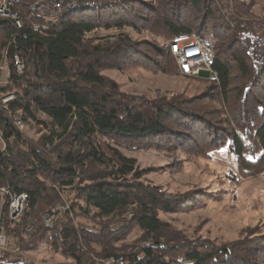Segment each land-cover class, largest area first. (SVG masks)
<instances>
[{
    "label": "trees",
    "instance_id": "trees-1",
    "mask_svg": "<svg viewBox=\"0 0 264 264\" xmlns=\"http://www.w3.org/2000/svg\"><path fill=\"white\" fill-rule=\"evenodd\" d=\"M258 8L253 0H157L139 6L122 0L82 7L50 20L46 29L10 48L8 89L21 90L8 112L0 109V187L25 192L29 215L41 201L56 199L59 189L80 184L75 198L88 209L108 218L131 208V220L150 241L138 251L122 254L109 243L114 238L111 232L118 228L95 231L75 224L65 213L49 227H40L37 238L47 235L55 249L78 264L93 239L103 246L100 256H125L134 260L131 264H264V235L221 246L161 241L165 224L157 212L178 210L189 199L188 193L168 194L157 186L131 181L141 176L134 161L100 141L155 149L186 146L196 156L226 146L242 176L263 172L264 13ZM97 25L150 27L163 40L180 34L209 38L211 67L217 75L211 87L223 108L210 113L200 103L178 97L155 101L121 93L116 82L101 74L105 64L128 61L168 72L177 70L176 63L161 45H149V50L170 66L161 65L123 37L92 44L85 33ZM8 34L0 31V54ZM14 52L25 62L19 76L10 59ZM39 114L47 120H40ZM216 114L221 117H209ZM15 119L27 128H33L32 123L44 127V132L37 138L22 134L13 125ZM1 200L0 195V204ZM0 264L33 263L0 253Z\"/></svg>",
    "mask_w": 264,
    "mask_h": 264
},
{
    "label": "rangeland",
    "instance_id": "rangeland-1",
    "mask_svg": "<svg viewBox=\"0 0 264 264\" xmlns=\"http://www.w3.org/2000/svg\"><path fill=\"white\" fill-rule=\"evenodd\" d=\"M132 1L138 6L153 5L157 2V0ZM253 1L260 4L258 11L264 13V0ZM85 37L92 44L106 41L110 43L123 37L131 43L138 44V48H144L161 65H171L168 60L149 50V45L159 46L163 41V37L150 27L97 25L95 30ZM127 63L128 61L109 62L101 69V74L116 82L118 90L123 94L155 101H168L178 97L192 101L190 104L193 105L200 103L205 111L210 113L223 108L216 100L211 87L212 80L215 79L207 72H200L198 75L179 72L178 69L168 72L150 71ZM20 90L10 91H14L18 96ZM209 117L221 116L216 114ZM38 118L47 120L42 114H39ZM32 127H25L23 133L37 138L44 132V127L33 123ZM100 141L104 142V147L105 145L115 147L122 155L134 161L135 170L141 176L131 181L157 186L168 194L188 193L189 199L178 210L157 212L165 224L159 237L164 243L171 245L206 242L221 246L247 236L264 235V170L253 176H242L238 171L235 155L226 146L206 155L196 156L189 154L186 146L178 149L172 147L155 149L145 146L126 147L105 138H100ZM79 185L59 189L56 199L41 201L38 208L29 215H26L24 207L22 214L16 219L10 217L5 201L1 200L0 229L5 231L9 241L7 250H0V253L20 256L33 264H78L59 249H55L47 235L43 234L37 238V231L42 226L37 227L34 235L26 231L28 222H39L50 205L60 202L68 204L65 214H69L70 219L77 225L95 231H101V227L106 226L109 230L118 228L111 232L116 239L111 240L109 236L111 240L109 243L120 253L138 251L141 245L150 241L131 220L133 214L131 208L111 217L101 218L97 216L95 209H88L80 199L75 198L76 187ZM88 250L79 264H105L106 259L110 257L100 256L103 246L98 240L93 239ZM123 258L131 259L125 256Z\"/></svg>",
    "mask_w": 264,
    "mask_h": 264
},
{
    "label": "built area",
    "instance_id": "built-area-1",
    "mask_svg": "<svg viewBox=\"0 0 264 264\" xmlns=\"http://www.w3.org/2000/svg\"><path fill=\"white\" fill-rule=\"evenodd\" d=\"M99 0H38L30 2L28 0H18V5H11V0H0V23L14 25V32L8 34L7 41L0 54V109L9 111V103L17 98L14 91L8 90L11 84L10 71L5 68V61L9 56V50L16 47L19 41H25L38 34L48 26L50 16L57 10L77 2H94ZM95 30V28L93 29ZM205 36H194L190 34H180L168 38L170 42V53L174 58L177 68L190 67L198 75L200 72H207L216 79L217 75L212 70L213 53L207 52ZM13 70L16 75H22L25 62L14 52L11 56ZM13 125L20 132L25 130V124L15 119ZM0 195L7 205V212L22 214L28 196L25 192L14 193L8 187H0ZM68 210L65 202L54 203L44 212L39 222L30 221L27 223V230L30 235H34L38 226L52 224L62 214ZM8 236L3 229H0V250H7ZM134 260L124 259L123 257L110 256L105 264H125Z\"/></svg>",
    "mask_w": 264,
    "mask_h": 264
},
{
    "label": "bare ground",
    "instance_id": "bare-ground-1",
    "mask_svg": "<svg viewBox=\"0 0 264 264\" xmlns=\"http://www.w3.org/2000/svg\"><path fill=\"white\" fill-rule=\"evenodd\" d=\"M30 2H38V0H28ZM122 0H99V1H94V2H77V3H72L69 5H65V7H62L61 9L57 10L56 13L52 14V16H50V20H55L56 18L60 17V16H65L68 14H71L75 11H77L78 9L82 8V7H90V8H96V7H100L106 3H121ZM11 5H18V0H11ZM3 30H7L9 31V34L14 32V25L11 24H2L0 23V31ZM93 31V30H92ZM88 33H85V36ZM190 35H194V36H203V35H198V34H190ZM161 47L165 50L168 51L170 53V42L168 39H164L161 43H160ZM205 45H207V52H212V43L210 41L209 38H205ZM12 62V68H13V61ZM5 68H8L7 65V61H5ZM178 71L183 72V73H190V74H198L195 70L191 69L190 67H182V68H177ZM10 213V217L12 219H16L17 217L20 216V214H16L14 215V212H9ZM45 226H49L51 224H44ZM26 231L27 227H26ZM26 232V233H27ZM125 264H131V262L125 263Z\"/></svg>",
    "mask_w": 264,
    "mask_h": 264
}]
</instances>
